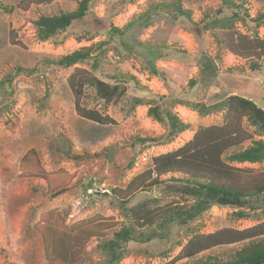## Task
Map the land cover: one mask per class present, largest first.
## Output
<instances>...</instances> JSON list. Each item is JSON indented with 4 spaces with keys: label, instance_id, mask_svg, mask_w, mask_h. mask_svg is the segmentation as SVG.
Segmentation results:
<instances>
[{
    "label": "rangeland",
    "instance_id": "1",
    "mask_svg": "<svg viewBox=\"0 0 264 264\" xmlns=\"http://www.w3.org/2000/svg\"><path fill=\"white\" fill-rule=\"evenodd\" d=\"M21 1L0 0V264H50L35 229L50 211L67 225L84 220L95 233L82 264H113L104 244L132 224L133 207H189L194 201L177 190L187 179L181 174L166 175L162 185L138 190L126 200L113 190L125 189L134 177L152 170L154 157L182 147L199 128L223 125L229 96L247 98L264 110V67L253 69L250 60L229 53L222 39L230 30L262 37L264 22L257 18L264 15V0H231L243 9L226 4L228 0H97L86 22L47 40L39 38L38 19L73 11L80 0H55L27 10L19 8ZM178 9L187 11L198 28L187 29ZM127 24L122 34L113 31ZM82 48L91 49L95 65L94 59L70 68L48 64ZM207 61L217 72L214 83L204 86ZM74 67L127 87L121 101L108 105L94 88L84 90L82 106L110 116L115 124L101 126L78 115L67 84ZM151 108L177 114L189 129L167 144L145 141L168 131L166 119L149 115ZM243 127L255 140L264 139L263 129L247 118ZM233 151L226 153L227 163L264 170V160L232 162L228 156ZM24 158L23 169L35 176L21 170ZM40 170L64 171L72 176L71 187L50 196ZM262 199L241 206L212 205L186 223L159 220L153 226L158 234L151 240L121 243L117 253L122 257L114 264H165L195 234L252 227L264 221ZM243 246L217 247L176 264H197L213 256L230 260Z\"/></svg>",
    "mask_w": 264,
    "mask_h": 264
},
{
    "label": "trees",
    "instance_id": "2",
    "mask_svg": "<svg viewBox=\"0 0 264 264\" xmlns=\"http://www.w3.org/2000/svg\"><path fill=\"white\" fill-rule=\"evenodd\" d=\"M53 1L55 0H23L19 8L27 10L30 5H45ZM96 1L80 0L78 7L73 11L61 12L54 16H41L36 22L39 38L47 40L58 33L68 31L77 23L86 22L90 6ZM226 4L243 9L241 4L231 2V0L226 1ZM178 12L182 13L180 18L187 29L198 28L187 11L178 9ZM257 19L264 22V15H260ZM130 25L127 24L123 29H113V31L122 34ZM222 39L229 53L238 58L250 60L253 69L264 67V35L250 37L230 30L223 32ZM88 59H94V65L97 63V58L91 54V49L82 48L59 60L48 61V64L70 68ZM18 70L23 71L21 68ZM216 72L214 63L207 61L202 69V84L209 86L214 83ZM131 78L136 85L139 84L136 78ZM67 84L75 98L77 113L80 117L101 126L115 124L110 116L82 106L84 90L87 87L94 88L96 96L108 105L121 101L127 95V87L120 82L107 83L91 71L80 67H74L73 73L67 79ZM226 104L223 125L199 128L193 138L182 147L154 157L152 170L134 177L125 189L113 190L120 200H126L138 190H147L162 185L165 182L162 178L166 175L181 174L187 179L183 185L177 187V190L192 197L194 201L189 207L179 203H169L155 209L147 205L133 207L131 209L132 224L122 227L116 233L115 240L104 244V249L110 250L111 263L114 264L121 259L122 253H117L121 248V243L151 240L157 236L158 232L153 226L159 220L163 223H171L179 219L186 223L200 216L212 205L241 206L244 203L250 204L257 201L259 198H263L260 202L262 206L264 205V170L257 171L247 167L233 166L224 159L227 152L234 150L228 156L232 162L253 164L264 160V139L255 140L253 135L243 127V120L247 118L264 131V110L253 101L239 95L229 96ZM149 115L158 121L166 119L168 131L161 137L145 139V141L152 140L160 145L167 144L190 127L177 114L162 112L158 108H151ZM247 142L251 144L244 147ZM26 159L24 158L21 162V170L35 176L33 171L23 169ZM40 174L47 192L52 197L66 192L71 187L72 176L64 171H58L55 174L40 170ZM240 215L242 216V213ZM87 224L88 222L82 220L67 225L55 211L43 214L39 223L35 225V229L43 237L47 261L50 264H82L85 247L95 236ZM99 224L102 226V223ZM143 228L147 230L141 231ZM240 243H244V246L235 251L230 260L224 261L213 256L208 257L206 261H197V264H264V221L243 230L224 228L209 234H195L187 241L179 254L165 264H176L180 260L194 259L211 249Z\"/></svg>",
    "mask_w": 264,
    "mask_h": 264
},
{
    "label": "crops",
    "instance_id": "3",
    "mask_svg": "<svg viewBox=\"0 0 264 264\" xmlns=\"http://www.w3.org/2000/svg\"><path fill=\"white\" fill-rule=\"evenodd\" d=\"M234 166V165H233Z\"/></svg>",
    "mask_w": 264,
    "mask_h": 264
}]
</instances>
